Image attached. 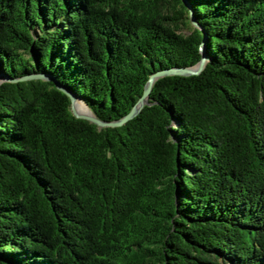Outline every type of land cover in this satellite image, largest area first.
Segmentation results:
<instances>
[{
    "label": "trees",
    "instance_id": "16d2710c",
    "mask_svg": "<svg viewBox=\"0 0 264 264\" xmlns=\"http://www.w3.org/2000/svg\"><path fill=\"white\" fill-rule=\"evenodd\" d=\"M0 264H264V0H0Z\"/></svg>",
    "mask_w": 264,
    "mask_h": 264
},
{
    "label": "water",
    "instance_id": "95a60500",
    "mask_svg": "<svg viewBox=\"0 0 264 264\" xmlns=\"http://www.w3.org/2000/svg\"><path fill=\"white\" fill-rule=\"evenodd\" d=\"M191 19H192V22L194 24H196V21L193 18L192 14H191ZM199 49L201 51V58L194 65H190V66H173V67H167V68H163V69H160V70L152 72L148 76V78L146 79V81H145V83L143 85L142 93L138 96V98L136 99L134 104L131 106V108L128 110V112H126L124 115H122L121 117H119L117 119H114V120H104V119L98 118L90 110L88 105H86L88 107V111L87 112L79 111L76 108V103L78 102V97L73 92H71L68 89H65L64 87H62L60 84H57V86L59 88L63 89L69 95L70 100H71L70 107H71V111H72L74 116L87 119V120L97 124L99 127H101V126H115V125H119V124L124 123L128 119L132 118L134 115H136L141 110L143 105L148 103V96H149V93H150V90H151V86H152L153 81L156 78H158L160 76H164V75H169V74L189 75V74H196V73L200 72L201 69L204 66V63H205V60H206L207 56H206V53H205V50H204V47H203L202 43H201ZM37 76H42L43 77L42 74H30V75L24 76L23 78L37 77Z\"/></svg>",
    "mask_w": 264,
    "mask_h": 264
},
{
    "label": "bare ground",
    "instance_id": "6f19581e",
    "mask_svg": "<svg viewBox=\"0 0 264 264\" xmlns=\"http://www.w3.org/2000/svg\"><path fill=\"white\" fill-rule=\"evenodd\" d=\"M76 108L79 111H83V112L88 111V107L81 100H78V102L76 103Z\"/></svg>",
    "mask_w": 264,
    "mask_h": 264
}]
</instances>
